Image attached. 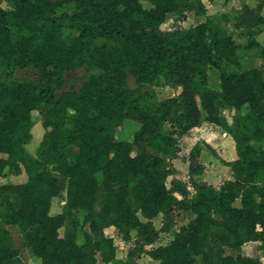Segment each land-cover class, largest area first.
Segmentation results:
<instances>
[{"label":"trees","instance_id":"obj_1","mask_svg":"<svg viewBox=\"0 0 264 264\" xmlns=\"http://www.w3.org/2000/svg\"><path fill=\"white\" fill-rule=\"evenodd\" d=\"M145 1L150 9L142 0H0V178L21 167L27 175L24 183L0 185V264L20 260L4 225L21 230L40 264H121L105 233L110 227L134 242L126 264H140L141 256L154 264H264L242 254L259 242L264 257V47L256 41L264 0L256 9L244 3L233 19L248 36L245 45L213 18L163 29L169 14L179 22L206 15L205 0ZM64 29L75 32L68 42ZM255 47L262 69L226 71L223 63L241 66L239 49ZM86 65L100 73L64 91L65 73ZM17 69L39 79H18ZM129 75L140 85L163 77L177 95L152 101L129 87ZM225 111L234 114L232 128ZM34 112L47 131L32 155L25 147ZM204 120L236 145L238 158L223 163L234 176L219 190L193 180L205 170L200 149L189 158V183L171 163L180 137ZM125 121L140 124L132 141L117 139ZM70 146L78 147L72 163ZM56 201L63 205L55 214ZM77 211L86 213L83 221ZM181 212L194 218L173 229ZM160 215L173 239L156 247Z\"/></svg>","mask_w":264,"mask_h":264},{"label":"rangeland","instance_id":"obj_2","mask_svg":"<svg viewBox=\"0 0 264 264\" xmlns=\"http://www.w3.org/2000/svg\"><path fill=\"white\" fill-rule=\"evenodd\" d=\"M224 2L227 5L229 4V2H231V5L229 4L231 8L226 10L227 13L220 12V11H225L222 7V4ZM233 3H234V0H229V1L222 0L221 2H219V4H217L220 6L218 8H217V5H214V7H211V4L207 3L206 6L209 7L207 12L210 14L208 15L206 13V20L213 18L216 22H221L223 27L229 30L230 34L233 36L234 40L238 44H239L238 41H240V34L243 35L242 38H243V41H245L243 45H245L246 39L248 37L246 35V32L232 31V29H229L228 24H227V20L231 21L238 15L237 9H235V6L238 5V2L236 4H233ZM142 4L146 9L151 8V5L145 0H142ZM243 4L244 2L242 0L241 8ZM4 7L7 10L13 9L9 3H4ZM179 19H180L179 14H169L168 18L166 19V23L162 26L163 29L171 30L177 26H183L184 28H190L198 24V21L196 17L194 16V14L187 15V18L184 22H179ZM12 29H13V32L15 33L16 29L14 27ZM74 34H75L74 31L70 29H64L62 32V38L68 42L72 39ZM97 43L99 45L107 44L104 40H98ZM238 52L240 53L241 58H242L241 66L236 67V66H230V65H227L226 63H223L226 71L239 72L241 70H248L252 68L262 69L263 61L260 58V53H261L260 49L255 50L253 52V50H246V49L241 48L238 50ZM0 67H1V59H0ZM99 73H100L99 70H97L96 68L90 65H86L85 67L77 68L72 71H68L65 73V87L63 90L70 91L71 88L79 90L90 76L97 75ZM14 76L18 79L26 80V81H37L39 79L37 73L32 70L17 69L14 73ZM128 85L130 88L136 89L141 94L143 95L146 94L148 97L151 98L152 101L163 100V99L170 98L173 95L174 96L177 95V90L167 86L165 79L163 77H160L159 79H157L154 84L140 85L136 83L133 76L129 75ZM241 113H243V111ZM225 114L228 118H231V119L234 118L233 112L225 111ZM34 118H35L36 124L32 129L33 140L31 141L30 144L26 145L25 147L26 150L32 155H35V152L40 144V141L43 139L47 131L40 123V117H39L38 112H34ZM139 128H140V124L138 122L125 121L123 125L118 129L117 139L132 141L135 132ZM176 146H177L176 147L177 156H180L182 158H190L193 154H195L197 149H199L198 146L195 144V138L189 133L180 137L178 144ZM77 152H78L77 146H70L67 149V156L71 163L74 162L75 155L77 154ZM136 153H137V149L134 150V154ZM26 181H27V175L25 174L24 169L21 167L18 172H14L3 178H0V185L6 184V183H24ZM185 181L188 182L189 179L187 178ZM217 190H219V187L217 188ZM101 201L102 199L95 206V209L97 212L101 211ZM62 205L63 203L60 201H56L55 203H53L52 213H55V214L60 213L62 211ZM76 214L79 216L81 221H83L86 216V213L84 211H79V212L77 211ZM188 215L181 214L180 216H178L176 218V222H175V225L173 226V229H178L179 227L183 225L189 224V222L191 221V218L193 217V214L190 213ZM163 223H164L163 215H160L154 220V226L156 227L157 230L162 229ZM4 228L10 232L11 237L13 239V246L20 253V256H19L20 260L17 264H40L39 259L33 255L32 250L25 245V237H24V234L21 232V230L17 226H12V225H4ZM84 231H89L88 225L85 226L84 229L79 232L78 234L79 243H82L84 240V236H83ZM105 233L108 237H111L114 239V245L117 248V257L121 259L120 263L121 264L128 263L130 259V253H132V250L134 248V242L133 241H129V242L123 241L120 238L118 229L115 227L107 228L105 230ZM61 235H64V230H61ZM172 239H173L172 233H167L161 230L160 235H159V240L154 246L158 247L161 245H167L168 243H170ZM255 245H261V243L255 244ZM258 247L260 248V246ZM150 248L151 247H148V249ZM258 251L260 250L259 249L257 250L254 247H250V248L245 247L242 249V254L249 255L248 253H250L251 255L255 254L254 256H256ZM237 254L238 253L235 251H231V250L226 251V255L236 256ZM257 258H262V261L264 263V257L262 256V254H259ZM98 259L99 261H101L100 260L101 258L99 256H98ZM138 261L140 262V264H154L151 260H149L145 256L143 257L141 256V258H139Z\"/></svg>","mask_w":264,"mask_h":264},{"label":"crops","instance_id":"obj_3","mask_svg":"<svg viewBox=\"0 0 264 264\" xmlns=\"http://www.w3.org/2000/svg\"><path fill=\"white\" fill-rule=\"evenodd\" d=\"M221 1L222 0H214V1L205 0L203 1V3L205 5L206 10H208L209 7L206 6L207 3H210L211 7H214V5L219 4V2ZM237 2L238 5L235 6V9L240 10L242 0H234L233 4H236ZM243 2L246 5H248L251 9H256L259 4L258 0H243ZM229 4L231 5V2H229ZM229 4L227 5L224 2L222 4V7L225 11H220V12L227 13L226 10L231 8ZM218 7L220 6L217 5V8ZM207 14L209 15L210 13L207 12ZM263 15H264V9H263ZM194 16L196 17L198 24L206 21V15L204 16L194 15ZM227 24L229 29H232V31L235 32L243 31V29H239L235 27L234 20L227 22ZM242 37L243 35L240 34V41H238L240 45H243L245 42L243 41ZM256 41L260 44V46L264 47V26L260 28L259 33L256 36ZM258 49H259L258 47H255V48H250L248 50H253L254 52L255 50ZM238 54L241 57L240 53ZM172 97H174V95ZM227 122L229 126L232 128L233 119L227 117ZM189 134H191L195 138V144L200 149L199 161L203 166V168L205 169L202 174L194 175L193 180L198 184L212 185L217 189L218 187L222 186L225 181L232 179L234 174L231 168L223 164L224 162L235 161L238 158L235 141L233 140L232 136L222 128L212 125L206 122L205 120L202 122L201 126L192 129L189 132ZM171 163L177 172L176 177L183 181H185L188 178L189 179L188 183H189L190 182L189 158H182L180 156H177L175 159L171 160ZM180 175L182 178L180 177ZM236 205L240 206V202L238 201ZM181 214L188 215L190 214V212H181L180 215ZM193 218L194 215L191 218V220ZM255 244H259V242L247 243L243 248L254 247L258 250L259 249L258 246L260 245H255ZM248 254H249L248 256L256 258L259 256V254H262V252L258 251L256 256H254L255 254L254 255H251L250 253ZM116 260H121V259L117 257ZM111 264H115V263H111Z\"/></svg>","mask_w":264,"mask_h":264}]
</instances>
